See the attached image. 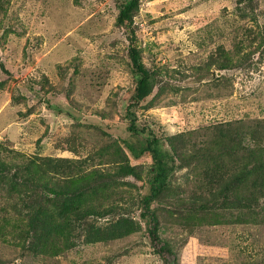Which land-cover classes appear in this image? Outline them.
<instances>
[{"label": "rangeland", "instance_id": "obj_1", "mask_svg": "<svg viewBox=\"0 0 264 264\" xmlns=\"http://www.w3.org/2000/svg\"><path fill=\"white\" fill-rule=\"evenodd\" d=\"M122 7L120 0H0V63L6 69L0 68V264H264V209L260 225L217 222L214 213L196 212L184 213L176 223L174 210L161 205L160 240L150 238L143 224L126 239L57 257L51 256L62 248L56 249L57 237H51L55 249L49 241L37 258L17 240L20 229L13 222L21 228L26 218L14 217L28 210L18 199L24 194L11 193L4 182L18 167L6 150L72 161L63 172L48 174L53 182L92 189L94 171H103L113 181L88 202L138 207L155 175L150 156L136 159L120 141L136 85L130 47L156 72L151 94L136 114L139 128L147 129L141 137L155 135L163 157L174 155L169 136L264 119V0H141L130 28L116 23ZM251 8L254 21L248 19ZM244 26L262 32L263 47L250 66L218 70L223 79L213 80L209 74L217 66L211 64L234 55L238 42V51H249L252 43L246 41L252 36L240 33ZM219 92L222 97H216ZM210 137L202 132L186 138L188 165L175 173L173 187V193L185 189L180 199L189 201L204 186L191 159ZM3 163L9 164L5 171ZM129 167L136 172L126 173ZM131 216L138 219L139 212ZM163 241L172 252L161 251Z\"/></svg>", "mask_w": 264, "mask_h": 264}, {"label": "trees", "instance_id": "obj_2", "mask_svg": "<svg viewBox=\"0 0 264 264\" xmlns=\"http://www.w3.org/2000/svg\"><path fill=\"white\" fill-rule=\"evenodd\" d=\"M120 1L123 7L119 11L116 23L120 27L130 28L135 14L139 12L141 0ZM251 13L252 16L248 19L254 21L257 19V13L253 8L249 14ZM247 15L241 14L243 19H247ZM243 29V32H240L242 35L248 34L255 38L253 41L252 38L246 41L252 43L247 45L251 46L249 51L244 52L241 47L243 43L240 44L241 49L238 51L241 43L238 42L237 52L233 53L235 56L229 53L224 60L211 64L217 66V70L209 74L213 80L223 79L217 77L218 70L250 66L251 61L255 60L263 47V39H259L262 33L260 30L248 26H244ZM128 55L136 85L130 98L131 102L126 108L125 118L129 121L124 127L126 136H121L120 141L125 144L134 158L150 156L154 162L150 171L154 172L155 176L149 180L147 191L140 197L138 207L135 209L120 204L100 207L89 203L88 200L90 194H97L99 188L104 190L105 182L113 181L112 177L103 171H94L95 190L93 187L88 189L81 183L53 182L54 178L48 174L63 172L65 167L70 168L72 161H60L52 157L44 159L39 156L27 158L12 150H6L13 159L17 160L18 167L11 178L4 176V182L11 188V193L24 194L18 199L27 206L28 210L27 213L14 217V219L26 218L21 228L13 222L20 229L17 232V240H22L25 250L30 249L34 252V258L39 257L41 247L51 241V237L54 239L57 237L60 242L55 239L56 249L58 245L62 246V248L58 247L59 250L57 249L56 252L53 250L52 257H57L60 253V255L69 253L85 245L108 244L126 239L141 232L143 224L150 238L160 240L158 212L161 205L166 206L169 211L174 210L170 216L176 223L181 221L182 215L186 212L207 216L214 213L217 222L225 218L244 225L263 223L260 210L264 209V119L228 121L206 126L200 131L169 136L166 140L172 147L174 155L163 157L158 149L159 139L155 135L151 133L152 136L144 139L141 137V132H147V129L139 128L136 114L137 108L151 94L156 72L146 67L136 48L130 47ZM0 68L6 71L1 63ZM218 88L219 86L215 87L216 90ZM222 96L219 92L216 97ZM57 110L62 112L59 108ZM66 114L77 117L68 111ZM202 132L209 133L211 137L206 142L205 148L200 151L194 150L191 160L194 166L197 163L195 170H198L204 186L186 201L179 198L180 193H185L182 186L173 193L175 173L188 165L187 153L184 151L186 138ZM2 165H5L2 171L9 168L8 163ZM130 172L134 173L136 170L129 167L126 173L130 174ZM165 199H168L166 203H164ZM133 211L139 212L138 219L131 216ZM222 212L225 213L223 218L220 217ZM52 245L55 249L53 243ZM161 251L172 252L170 243L163 241Z\"/></svg>", "mask_w": 264, "mask_h": 264}]
</instances>
